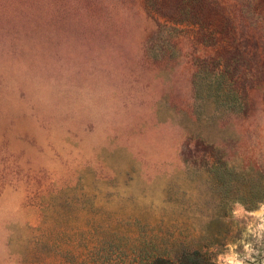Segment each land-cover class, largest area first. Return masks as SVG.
I'll use <instances>...</instances> for the list:
<instances>
[{
	"label": "rangeland",
	"instance_id": "1",
	"mask_svg": "<svg viewBox=\"0 0 264 264\" xmlns=\"http://www.w3.org/2000/svg\"><path fill=\"white\" fill-rule=\"evenodd\" d=\"M153 1L0 0V264L58 260L79 209L141 235L155 220L213 264H264V200L222 206L225 181L209 171L210 155L232 167L234 196L264 187V0H209L234 43ZM235 52L252 78L231 111L200 64Z\"/></svg>",
	"mask_w": 264,
	"mask_h": 264
},
{
	"label": "trees",
	"instance_id": "2",
	"mask_svg": "<svg viewBox=\"0 0 264 264\" xmlns=\"http://www.w3.org/2000/svg\"><path fill=\"white\" fill-rule=\"evenodd\" d=\"M153 3L152 11L174 24L186 23L197 27L202 25L203 29H207L203 27L201 21L214 20L219 32L214 30L205 32L210 41L215 39L217 42L222 40L234 43L235 34L231 21L219 6L209 0H154ZM239 54L235 52L233 55H225L223 59L203 60L200 64L209 68V75L204 78L208 82L205 88L209 90V97L213 96V92L217 99H223L224 107L231 111L238 107L242 110L241 101L246 92L245 83L248 78H252L250 70L246 72L245 62ZM191 143V140L186 142L183 150V156L189 160L194 158ZM210 159L212 162L209 171L225 181L221 187L224 193V198L220 202L222 206L237 199L246 206L247 210H251L264 200V187L258 182L253 184L246 194L241 196L230 194L235 187L233 186L235 170L213 155H210ZM188 163L196 165L197 162L194 160ZM83 210L77 211L79 222L62 230L64 241L60 244L59 259L51 264H213L210 258L200 254L199 250L204 246L195 242L193 238L192 240L179 238L175 231L168 235L167 231L171 228L161 226L162 224H158L155 220L145 224V232L141 235L137 232L139 226L137 223H132L130 220L97 221L91 218L87 209ZM68 217L66 216L67 219ZM84 247L87 250L82 249ZM100 247L103 249H98ZM196 248L197 251L188 253V250ZM182 249L183 254H181ZM95 250L97 252H94ZM42 264L49 263L42 262Z\"/></svg>",
	"mask_w": 264,
	"mask_h": 264
},
{
	"label": "clouds",
	"instance_id": "3",
	"mask_svg": "<svg viewBox=\"0 0 264 264\" xmlns=\"http://www.w3.org/2000/svg\"><path fill=\"white\" fill-rule=\"evenodd\" d=\"M261 212L264 213V207H262ZM235 214L236 215H239L240 212L237 211ZM255 215H260V213H256ZM259 227H260L261 230H264V223H261L259 225ZM245 251L246 252L250 251V249L248 248V246H245ZM227 264H243V261L237 259L235 255H232V256L227 257Z\"/></svg>",
	"mask_w": 264,
	"mask_h": 264
}]
</instances>
